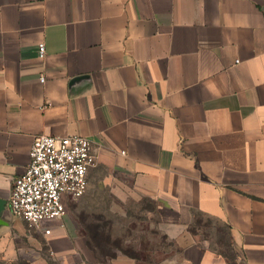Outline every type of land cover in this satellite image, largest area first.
<instances>
[{"label":"crops","instance_id":"crops-1","mask_svg":"<svg viewBox=\"0 0 264 264\" xmlns=\"http://www.w3.org/2000/svg\"><path fill=\"white\" fill-rule=\"evenodd\" d=\"M40 134L88 137L84 201L104 193L176 247L116 264H227L199 219L226 228L238 263L264 264V0H0L3 258L36 241L9 199ZM71 203L37 231L61 263L91 264Z\"/></svg>","mask_w":264,"mask_h":264},{"label":"built area","instance_id":"built-area-1","mask_svg":"<svg viewBox=\"0 0 264 264\" xmlns=\"http://www.w3.org/2000/svg\"><path fill=\"white\" fill-rule=\"evenodd\" d=\"M39 54H46L44 42L39 44ZM96 163L93 143L86 136H36L28 166L13 183L9 199L12 212L27 226L49 234L48 222L64 218L68 203L87 192L88 173Z\"/></svg>","mask_w":264,"mask_h":264},{"label":"rangeland","instance_id":"rangeland-1","mask_svg":"<svg viewBox=\"0 0 264 264\" xmlns=\"http://www.w3.org/2000/svg\"><path fill=\"white\" fill-rule=\"evenodd\" d=\"M97 178L98 175H96L94 181ZM93 192L92 195L96 194L92 196L93 199L89 202L86 203L84 201V195L70 204L73 219H76L79 231L83 234L82 238L85 241L84 245H86L88 255L92 260L91 264H116V259L122 254L124 256L151 255L147 252V254L136 253L134 248L142 250L158 248L160 250L165 249V251L172 249L170 255L174 254L176 251L174 244L169 249L166 240L149 234V230L140 229V226H145L146 228L149 222L118 218L114 214L115 205L106 204V199H100L105 194L102 193V195L97 191ZM150 207L147 202H142L134 206L135 210L129 213L143 217L146 216V211ZM48 224L52 225V222H48ZM27 228L36 235L35 243L32 245L31 242H28L29 249H24L22 258L7 259L0 256V264H63L51 254L45 236L40 235L39 231L34 228L29 226ZM197 228L206 234L205 238H207L211 247L219 251L227 261V264H241L235 259L226 228L223 225L204 219L193 227V229ZM84 229L86 230L85 233ZM154 255L157 254L154 253ZM162 255L160 254V256ZM86 262L89 263L87 260Z\"/></svg>","mask_w":264,"mask_h":264},{"label":"trees","instance_id":"trees-1","mask_svg":"<svg viewBox=\"0 0 264 264\" xmlns=\"http://www.w3.org/2000/svg\"><path fill=\"white\" fill-rule=\"evenodd\" d=\"M201 222H202V220H200V219L197 221V223H201ZM197 223H196V224H197ZM194 230H195V229H194ZM226 233H227V232H226ZM228 240H229V243H230V238H229V236H228ZM230 245H231V243H230Z\"/></svg>","mask_w":264,"mask_h":264}]
</instances>
